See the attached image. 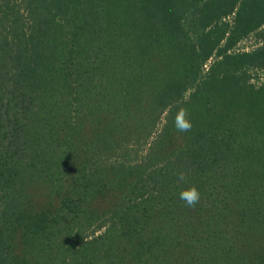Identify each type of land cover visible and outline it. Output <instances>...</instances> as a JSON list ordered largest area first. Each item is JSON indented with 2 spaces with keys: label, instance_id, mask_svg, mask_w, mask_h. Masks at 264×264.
<instances>
[{
  "label": "trees",
  "instance_id": "trees-1",
  "mask_svg": "<svg viewBox=\"0 0 264 264\" xmlns=\"http://www.w3.org/2000/svg\"><path fill=\"white\" fill-rule=\"evenodd\" d=\"M263 26L264 0H0V264H264V45L232 50Z\"/></svg>",
  "mask_w": 264,
  "mask_h": 264
},
{
  "label": "rangeland",
  "instance_id": "rangeland-1",
  "mask_svg": "<svg viewBox=\"0 0 264 264\" xmlns=\"http://www.w3.org/2000/svg\"><path fill=\"white\" fill-rule=\"evenodd\" d=\"M231 16L227 19H230ZM258 45H264V26L260 29H255L249 34H247L245 37L241 38L239 42L236 43V45L233 47L232 50H249L255 46ZM215 58L213 55L210 60L206 63L209 64L210 61H212ZM249 82L254 86L264 85V69H249ZM191 89H188L183 94V98H186L188 94L190 93ZM164 121V114L161 117L160 126Z\"/></svg>",
  "mask_w": 264,
  "mask_h": 264
},
{
  "label": "clouds",
  "instance_id": "clouds-1",
  "mask_svg": "<svg viewBox=\"0 0 264 264\" xmlns=\"http://www.w3.org/2000/svg\"><path fill=\"white\" fill-rule=\"evenodd\" d=\"M178 131H187L191 128V123L186 121L182 124L176 125ZM177 178L181 181L185 179L183 174L178 173ZM179 199H181L184 204L188 207H193L200 199V193L195 186L189 185L186 188L181 189L179 194Z\"/></svg>",
  "mask_w": 264,
  "mask_h": 264
}]
</instances>
